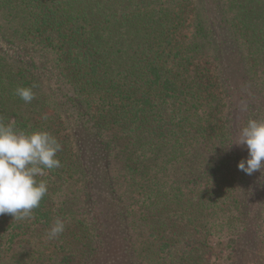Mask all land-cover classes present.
I'll use <instances>...</instances> for the list:
<instances>
[{"label": "trees", "instance_id": "obj_1", "mask_svg": "<svg viewBox=\"0 0 264 264\" xmlns=\"http://www.w3.org/2000/svg\"><path fill=\"white\" fill-rule=\"evenodd\" d=\"M0 42V120L73 129L46 173L88 189L98 237L48 238L47 182L31 219L0 215V264H228L208 243L219 214L264 259V170L231 145L264 119V0H0Z\"/></svg>", "mask_w": 264, "mask_h": 264}, {"label": "clouds", "instance_id": "obj_2", "mask_svg": "<svg viewBox=\"0 0 264 264\" xmlns=\"http://www.w3.org/2000/svg\"><path fill=\"white\" fill-rule=\"evenodd\" d=\"M34 87H17L15 94L26 104L31 103ZM231 145L246 147L248 152V157L238 163L239 170L247 175L264 170V119H249ZM61 150V143L48 131L29 132L0 120V215L10 214L14 220L32 218V210L40 206L48 192L47 181L37 178L44 177L46 170L61 167L56 158ZM64 230L65 222L57 218L48 238L56 239Z\"/></svg>", "mask_w": 264, "mask_h": 264}, {"label": "rangeland", "instance_id": "obj_3", "mask_svg": "<svg viewBox=\"0 0 264 264\" xmlns=\"http://www.w3.org/2000/svg\"><path fill=\"white\" fill-rule=\"evenodd\" d=\"M0 45L3 52L12 54L11 50L3 45V42H0ZM35 97L37 96L35 95ZM10 122L14 124L13 119ZM5 123L7 124L9 122ZM61 123L62 120L57 121L51 130V133L59 138H57L58 141H62L65 137L71 138L73 134L72 128L67 129L66 127H61ZM60 129L63 130L61 134ZM45 177L47 182H49V209L52 212L54 221L57 218L63 220L65 226L68 227L70 238L78 245L79 249L81 248L80 250H84L85 248L81 244L87 238L93 239V241L98 238L94 236L96 230L92 234H89V229H94L92 224L95 223L96 217L97 203L94 197L90 196L88 189L82 186L79 181L55 178L48 173H46ZM256 215L254 213L253 226L254 232L257 233L255 239L258 240V237L264 235V222L262 223L260 220V216L264 218V212L259 215V218ZM209 224L212 232L208 239L209 246L217 255H229L231 260H229L228 264H261V262L264 264V259L259 262L258 256L256 262L253 261L252 257L255 245L253 242L248 250H246V245L239 246L237 243L232 242V239L237 233V224H234L227 216L219 214L210 220ZM139 228L140 224L137 225L136 231L134 229L132 231L137 249L141 248L144 244ZM262 257L264 258L263 254L260 253V258Z\"/></svg>", "mask_w": 264, "mask_h": 264}]
</instances>
